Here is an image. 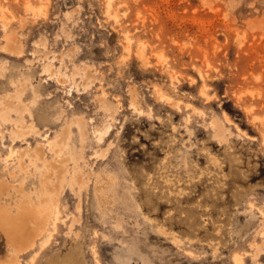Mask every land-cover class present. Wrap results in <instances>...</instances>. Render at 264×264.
Returning a JSON list of instances; mask_svg holds the SVG:
<instances>
[{"label": "rangeland", "instance_id": "374dc122", "mask_svg": "<svg viewBox=\"0 0 264 264\" xmlns=\"http://www.w3.org/2000/svg\"><path fill=\"white\" fill-rule=\"evenodd\" d=\"M110 3L0 0V203L60 213L0 264H264V0Z\"/></svg>", "mask_w": 264, "mask_h": 264}, {"label": "bare ground", "instance_id": "6f19581e", "mask_svg": "<svg viewBox=\"0 0 264 264\" xmlns=\"http://www.w3.org/2000/svg\"><path fill=\"white\" fill-rule=\"evenodd\" d=\"M108 1L110 3V0H108ZM49 69H52L51 64H50ZM59 73H60V71H59ZM60 75L63 77L65 76L62 73H60ZM87 76H90V75L88 74ZM163 97H165V96H163ZM11 104L13 106H16L19 103L14 105V103L11 102ZM11 104L8 102L6 105H4L1 108V111L6 109L9 112L12 108L14 110L15 108L14 107L11 108ZM19 106H20V104H19ZM19 108H20L19 110H22L24 107L22 108V106H20ZM16 110H18V109H16ZM16 110H14V111H16ZM18 113H20V111ZM9 117L10 116H8V114H7V118H9ZM80 124H81L80 130L82 131V135H85L86 134V123H85V121L81 120ZM68 135H69V131H68V129L67 130L65 129L62 134L58 135V137H56L52 140L47 138L48 144H50V146H51V150L53 151V153L57 157H59L61 155V153L63 152V150L65 149V147H67ZM47 136L48 135H46V137ZM32 156H34V158L36 160L46 161L45 152L40 147H38L34 150ZM22 158L20 161L21 165L24 164ZM61 158H59L56 162L53 161L54 163L53 162L48 163V161H47L46 171L44 172V175L42 178V184L44 185V188L46 189V191L48 193H50L52 195L58 193L61 180H62V178L65 177V172H66L65 160H60ZM53 177H55L56 180L52 179ZM80 180L82 183H84L83 178ZM1 193H3V192L0 191V194ZM56 196H57V194H56ZM56 201H57V199L54 196H52V198H48V197L44 196L42 198V207L37 206L35 203L34 204L32 203L30 205L25 204V205L21 206V210L18 213L11 212V209H9L6 205H2L0 203V231L5 235V237H6L5 239H6L7 243L10 246H12V248L14 249V252L12 251L13 256L10 257L11 260H13V261L18 260L19 259L18 253L28 251L31 248H33L37 243V239L46 234V232L48 230L51 215H54V217H55L54 218L55 219L54 225H52V226H55L56 220L58 219L59 214H60L58 206L56 204ZM50 239H51V234H46V237L40 243L41 247L47 245L49 243ZM236 264H244V262L241 258H237Z\"/></svg>", "mask_w": 264, "mask_h": 264}]
</instances>
